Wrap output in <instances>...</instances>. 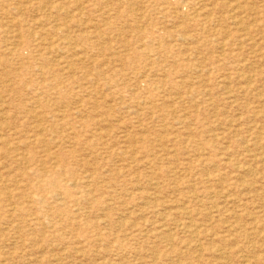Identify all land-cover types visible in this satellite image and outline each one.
<instances>
[{
    "label": "rangeland",
    "instance_id": "374dc122",
    "mask_svg": "<svg viewBox=\"0 0 264 264\" xmlns=\"http://www.w3.org/2000/svg\"><path fill=\"white\" fill-rule=\"evenodd\" d=\"M0 264H264V0H0Z\"/></svg>",
    "mask_w": 264,
    "mask_h": 264
},
{
    "label": "bare ground",
    "instance_id": "6f19581e",
    "mask_svg": "<svg viewBox=\"0 0 264 264\" xmlns=\"http://www.w3.org/2000/svg\"><path fill=\"white\" fill-rule=\"evenodd\" d=\"M50 185V184H49ZM51 185H53V184H51ZM52 191V190H51ZM50 196V195H49ZM59 199V198H58ZM21 209V208H20ZM19 210V209H18Z\"/></svg>",
    "mask_w": 264,
    "mask_h": 264
}]
</instances>
